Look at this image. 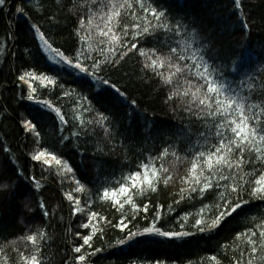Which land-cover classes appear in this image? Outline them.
I'll list each match as a JSON object with an SVG mask.
<instances>
[{
	"label": "trees",
	"instance_id": "16d2710c",
	"mask_svg": "<svg viewBox=\"0 0 264 264\" xmlns=\"http://www.w3.org/2000/svg\"><path fill=\"white\" fill-rule=\"evenodd\" d=\"M205 78L234 91L216 97ZM237 126L255 141L239 168ZM253 129H264V0H6L0 264H264V201L242 192L248 202L217 227H193L210 224L232 188L246 187L249 159L260 171L264 142ZM206 181L212 187L200 194ZM157 212V227L194 235L118 245Z\"/></svg>",
	"mask_w": 264,
	"mask_h": 264
},
{
	"label": "snow or ice",
	"instance_id": "6c2138e0",
	"mask_svg": "<svg viewBox=\"0 0 264 264\" xmlns=\"http://www.w3.org/2000/svg\"><path fill=\"white\" fill-rule=\"evenodd\" d=\"M69 2H71V0H69ZM240 2H241V0H235V4H236L237 7H239ZM5 3H6V0H0V7H3L5 5ZM17 11L18 12H22L23 9L22 8H18ZM116 15H119V13H116ZM153 15H155V13H153ZM161 15H163V14H161ZM37 31H39V29H37ZM143 31H144V33H147L149 30H148V28H145ZM41 36H43V33H41ZM132 47L135 48L136 45L133 44ZM172 51L174 52L175 49H172ZM60 55L63 58V54L61 53ZM141 55H144V53L141 52ZM67 63L71 64V61H67ZM153 64H155V61H153ZM74 67H76L78 69L81 68L79 63L75 64ZM83 70L84 69H81V71H83ZM204 70H205V72H207L208 68L205 67ZM177 71H179V69H177ZM19 79L21 81H23L24 80V76L21 75L19 77ZM104 83H107V81L105 80ZM168 83H170V81H168ZM205 84L207 85L208 92L209 93H215L216 97H219L221 92H223V91H234V90H232L230 88V86H228L226 84H221V85H219V88H218L216 84L209 82L207 80V78H205ZM203 86L204 85H201V87H203ZM117 91H119V90L117 89ZM31 98L32 97L30 96L29 99H31ZM169 98H171V97H169ZM244 99H247V97H245ZM215 103H216L217 106H219L223 102L220 99L216 98L215 99ZM232 103H235V101L234 100H229L228 101L229 106ZM199 104L200 105H205V101L203 99H201L199 101ZM207 107L209 108V114L210 115H214V113L211 112L210 105H208ZM239 107H240V105H237V108H239ZM221 115H223V113ZM105 120H107V117H103L102 116L97 121V123H100L101 125H103V122ZM231 131L236 136L240 137L241 141H242V143L240 145H236V155H237V160H238V163H237L236 167L239 168L240 163L243 162V155H242L243 152L245 151L246 148L250 149V145L254 144L255 141L254 140H249V136L248 135L241 136V132L239 130V126L233 127L231 129ZM104 132H105L106 135L108 134V130L106 128L104 129ZM261 132H264V129H261L259 132L256 129H253L252 130V136L255 137V136L259 135L260 136V140L262 142H264V134H261ZM201 134H203V133H201ZM217 135L221 136V143H223V140H225V139L228 140V144L229 145H231L233 143V141L231 139H229L227 137H223V135L221 133H217ZM243 141H249V143L245 144V143H243ZM227 150L229 152H231L232 148L229 147ZM215 151L219 152L220 149L216 148ZM255 151L256 152H260V149L258 147H256ZM201 155H203V153H201ZM33 159L34 160H39L40 159V155L33 156ZM53 159H55V157H53ZM256 159L261 161L260 171L259 172L257 171L256 163L252 159H249L248 163H249L250 167L252 168V171L249 172V173H245V175H248V176L251 177L249 180L244 181V184L246 185V187L238 186V187H233L232 188V192L235 193V196H234L233 200L229 201L228 205L224 208V210H220L221 206L219 204L216 205L218 214L216 215L215 219H213L211 221L210 224H206L205 225L202 220H199V219L196 220L195 224L193 225V227H196L198 232H205L207 230H211V229L217 227L220 224L221 218H224V217H227V216H231L233 213H236L238 209H241L243 204L248 202V200H246L245 197L243 195H241L242 192H245L249 199H258L260 201H264V157H256ZM44 162L48 163V161H44ZM56 162H57V164L60 163L59 160H57ZM225 164H227L229 169H231L233 167V165L230 162H228L227 160L225 161ZM209 167H211V166L209 165ZM136 175L138 176V175H140V173L137 172ZM257 175L259 176L258 179L256 178ZM229 178H230L229 176L223 175L222 173H221V175L219 177L220 180H228ZM240 179L243 180V176H241ZM197 184H199V181H197ZM238 184H239V182H238ZM4 186L6 187V185H4ZM217 186H219V180L217 181ZM211 187H212V184L210 182L206 181L204 186L199 189V193L203 194L205 189H208V188H211ZM121 191L124 192V191H127V189L122 188ZM192 191L196 192L197 189L193 188ZM104 195L107 196L108 193L105 192ZM69 199L71 200L72 197L69 196ZM182 199H183V197H182ZM117 203H118V201H117ZM177 203H179V201H177ZM41 207H43V206L41 205ZM145 208H146V206H145ZM45 215H47V213H45ZM159 218H160L159 217V213L157 212L156 213V219L152 221L150 226L143 228L142 231H135V232L129 231L128 233L125 234L123 239H121V240H119L117 242L118 245L126 246V245H129V244L133 243V242H136V243H140V242L165 243V242H168V243L175 244L176 241L187 242L185 238L194 235V233H192L191 231L162 230L161 227H157L156 226V223L159 220ZM87 226L88 225H86V224L84 225L85 228ZM179 227L183 228L184 225L180 224ZM253 235H255V233H253ZM261 235H264V233H261ZM147 237H156V238H160V239H157L155 241H147L146 239H144V238H147ZM36 239H37V237L35 235L27 236V240L31 241L33 244H35ZM89 239H90L89 237H85L83 243L85 245H87L89 243ZM74 251L76 253H80L81 252V247H76L74 249ZM84 259H85V257L83 255L79 256V260L83 261ZM212 259L215 260L216 257L213 256ZM32 264H36V258L35 257H32ZM140 264H167V262L166 261H161V259L153 257V258H144V259H142L140 261Z\"/></svg>",
	"mask_w": 264,
	"mask_h": 264
},
{
	"label": "rangeland",
	"instance_id": "374dc122",
	"mask_svg": "<svg viewBox=\"0 0 264 264\" xmlns=\"http://www.w3.org/2000/svg\"><path fill=\"white\" fill-rule=\"evenodd\" d=\"M46 159H47L48 162H52L53 161L52 157H46Z\"/></svg>",
	"mask_w": 264,
	"mask_h": 264
}]
</instances>
